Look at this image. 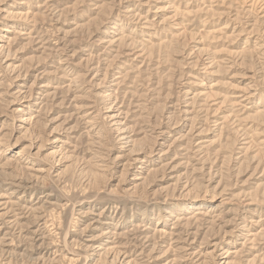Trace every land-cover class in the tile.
I'll list each match as a JSON object with an SVG mask.
<instances>
[{
    "label": "rangeland",
    "instance_id": "374dc122",
    "mask_svg": "<svg viewBox=\"0 0 264 264\" xmlns=\"http://www.w3.org/2000/svg\"><path fill=\"white\" fill-rule=\"evenodd\" d=\"M0 264H264V0H0Z\"/></svg>",
    "mask_w": 264,
    "mask_h": 264
}]
</instances>
